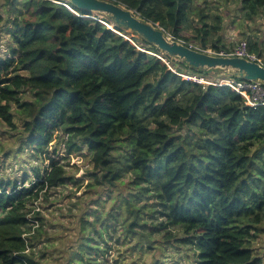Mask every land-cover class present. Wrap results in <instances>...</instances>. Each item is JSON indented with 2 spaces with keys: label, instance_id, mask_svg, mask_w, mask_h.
<instances>
[{
  "label": "trees",
  "instance_id": "16d2710c",
  "mask_svg": "<svg viewBox=\"0 0 264 264\" xmlns=\"http://www.w3.org/2000/svg\"><path fill=\"white\" fill-rule=\"evenodd\" d=\"M61 1L69 7L51 0H0V21L10 39L0 58V119L15 127L12 107L24 111L16 152L27 149L40 161L31 163L20 182L0 178V264H42L32 257L40 217L31 205L60 184L80 182L67 175L64 161L83 148L90 155V187L126 184L118 198L131 221L126 232L125 219L115 230L121 227L131 251L171 247V255L154 254L143 264H171L181 248L194 264H262L250 243L264 221V104H247L228 85L183 78L218 79L213 74L221 69H195L131 32L134 45L99 21L128 33L104 14ZM114 1L166 35L188 39L190 32L201 49L231 47L222 36L226 0ZM235 2L243 14L242 21L230 19L237 29L264 8V0ZM246 40L259 55L258 40ZM25 91L33 93L32 102L21 101ZM61 142L64 155L56 145ZM96 222L104 219H93L95 235L89 238L82 217L81 244L64 264L99 263L96 256L105 253L100 242L107 238L97 235Z\"/></svg>",
  "mask_w": 264,
  "mask_h": 264
},
{
  "label": "rangeland",
  "instance_id": "374dc122",
  "mask_svg": "<svg viewBox=\"0 0 264 264\" xmlns=\"http://www.w3.org/2000/svg\"><path fill=\"white\" fill-rule=\"evenodd\" d=\"M51 1L63 2L61 0ZM225 3L227 4V7L224 8L225 10L223 9L224 11L222 13L225 21L228 22V12L237 8L238 5H236L237 2H235V0H226ZM2 14L5 16L4 13ZM109 24L114 31L124 35L125 39H128L132 44L136 45V43L130 39L133 36L131 32L127 31V34H123L114 28L113 23ZM109 24L106 25L109 26ZM5 25L6 23H4L3 20L0 21V58L5 57L10 48V39L6 28H4ZM229 34H233V32L227 30L224 33V38L230 37ZM185 36L188 39L175 38L171 34H168L167 38L186 45H191V47L195 49L200 48L198 42L193 41L190 38V32L185 31ZM237 39V37L227 39L231 42L229 46L232 47V44ZM223 43H225V40H223ZM207 48L202 49L204 51ZM210 48L213 49L212 47ZM158 56L165 60L162 55ZM169 67L172 68L171 66ZM222 72H224L222 69L214 71L213 76L219 78H211L206 80V82L208 81V83H211L227 78L222 76ZM183 78H186L185 75H183ZM32 97L33 93L31 91H25L20 99L24 102H32ZM11 112L14 115L13 122L15 127L8 125V123L0 119V178H17L20 182L23 178V173L29 168V166H31V163L34 162L36 165H40V161L39 158H32L33 153H28L27 149L20 152V154H17L16 148L20 143V137L23 136L22 120L25 117V113L23 110L17 109L16 106L12 107ZM52 143H50L51 146ZM56 145L60 155H64L63 142L59 144L57 143ZM81 151V153L73 152L70 155H67L68 157L64 161L68 162V165L65 167L67 175L74 176V178L79 179L80 182L75 184L73 182L60 184L59 186L50 189L45 195H41L39 199L31 205V207H34V210L32 211L33 216L38 215L40 217V220L34 225V230L32 232L35 236L34 241L36 242V249L38 250V252L32 254V257L40 260L42 264H64L66 258H70L72 250L81 244L82 237L81 232H79V223L82 217L89 222V229L85 228L86 231L91 233L89 238H93V235H95L94 231H91V228H93V225H91L93 219H104L103 224L96 222L97 235L101 233V238H107L106 241L100 242L105 253L96 256V259L99 262L98 264H143L144 261H152L154 254L157 255V257L161 256V253L163 256H167V254L171 255L172 249L170 246L166 247L165 250H160L157 247L153 252L146 249L143 252L137 253L131 251L132 247L130 243L128 241H123L121 238L123 236V234L119 233L121 227L115 230L116 227H119L123 219H125L127 220L126 224H123L122 227L126 232V227L131 221L128 213L121 210V200L118 198V194L127 190L126 184L123 183L120 185L117 183V186L110 187L108 190H105L106 187H90L89 182L91 177L89 173L91 170L88 162L90 160V155L85 148ZM20 156L23 161L19 160ZM33 175V172L28 171L29 178H32ZM126 180V177L123 178L124 182H126ZM95 204H97L98 208L102 210L100 216H96V214L93 213L96 210ZM118 214H121V217L118 220H105L108 217H113ZM103 228L105 229L103 230ZM134 230L139 232L140 228L136 227ZM93 240L94 239H89L91 245L96 243V241ZM139 240L145 244L147 242L144 238H139ZM250 244L254 249V252L261 257L262 264H264V221L256 226ZM166 246H168V244H166ZM177 250H174L176 254L174 255V259L177 261L175 264H194L192 254L187 256L186 252H182V248ZM96 259H94V261H97ZM170 259V257L167 258V260ZM173 260L172 262L169 261V263L173 264Z\"/></svg>",
  "mask_w": 264,
  "mask_h": 264
},
{
  "label": "water",
  "instance_id": "95a60500",
  "mask_svg": "<svg viewBox=\"0 0 264 264\" xmlns=\"http://www.w3.org/2000/svg\"><path fill=\"white\" fill-rule=\"evenodd\" d=\"M66 1L83 10L85 13L104 14V17L109 18L126 31L136 33L137 36L149 44L154 45L161 52H165L172 57H178L195 69L202 71L222 69L228 75H232L235 78L254 80L264 85V65L262 63L240 56L210 54L203 50L195 49L188 44L186 45L176 40H169L161 28L144 20L136 10L126 8L120 2L114 0ZM88 18L99 20L95 17ZM99 21L107 24L102 20ZM108 28L114 31L112 27L108 26Z\"/></svg>",
  "mask_w": 264,
  "mask_h": 264
},
{
  "label": "built area",
  "instance_id": "2783aa9c",
  "mask_svg": "<svg viewBox=\"0 0 264 264\" xmlns=\"http://www.w3.org/2000/svg\"><path fill=\"white\" fill-rule=\"evenodd\" d=\"M197 49L203 50L200 48ZM204 51L215 55L245 57L249 60L260 62L264 65V63L257 57V55L249 50L248 42L245 38L238 39L236 43L228 50L220 49L216 51L208 47ZM185 77L186 79H192L194 81L206 82L204 78L197 75H185ZM206 83H208V81ZM211 83L214 85H228L232 90L236 91L241 96H243L246 103L249 105L264 104V85L258 81L242 80V79L227 77Z\"/></svg>",
  "mask_w": 264,
  "mask_h": 264
},
{
  "label": "crops",
  "instance_id": "0c3cea01",
  "mask_svg": "<svg viewBox=\"0 0 264 264\" xmlns=\"http://www.w3.org/2000/svg\"><path fill=\"white\" fill-rule=\"evenodd\" d=\"M238 7H239V10H238ZM238 7L234 8L232 11L228 12V14H227L228 19H229L228 22H226L224 19L225 29H224L222 36H223V40H225V43H228V44H225V43L224 44H225V46L230 47L229 45L231 44V42L228 41L227 39H230L232 37H237L238 39L250 38L252 40H258V48L260 49V54H259L260 56L257 54L256 55L264 63V8L259 10L258 15L255 17V19L253 21H250V20L244 21L243 20V23L240 24L238 27V28H240V27L241 28L237 29L235 26H232L230 24V19L238 18V21H242L243 14H241L240 6H238ZM227 30L230 32H233V34H229L230 37L224 38V33ZM236 33H237V35H236ZM236 41L234 43H236ZM234 43L232 45H234Z\"/></svg>",
  "mask_w": 264,
  "mask_h": 264
},
{
  "label": "bare ground",
  "instance_id": "6f19581e",
  "mask_svg": "<svg viewBox=\"0 0 264 264\" xmlns=\"http://www.w3.org/2000/svg\"><path fill=\"white\" fill-rule=\"evenodd\" d=\"M98 14H102V13H98Z\"/></svg>",
  "mask_w": 264,
  "mask_h": 264
}]
</instances>
